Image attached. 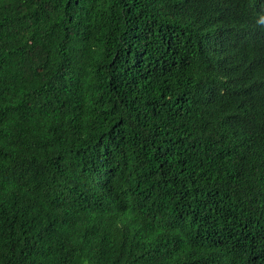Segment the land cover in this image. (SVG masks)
Masks as SVG:
<instances>
[{"label":"trees","instance_id":"trees-1","mask_svg":"<svg viewBox=\"0 0 264 264\" xmlns=\"http://www.w3.org/2000/svg\"><path fill=\"white\" fill-rule=\"evenodd\" d=\"M0 264H264V0H0Z\"/></svg>","mask_w":264,"mask_h":264}]
</instances>
